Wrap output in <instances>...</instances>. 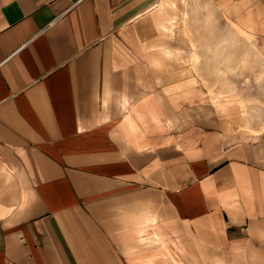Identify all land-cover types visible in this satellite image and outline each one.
Masks as SVG:
<instances>
[{
    "label": "crops",
    "instance_id": "0c3cea01",
    "mask_svg": "<svg viewBox=\"0 0 264 264\" xmlns=\"http://www.w3.org/2000/svg\"><path fill=\"white\" fill-rule=\"evenodd\" d=\"M205 14L264 37V0H0V264H264V129Z\"/></svg>",
    "mask_w": 264,
    "mask_h": 264
},
{
    "label": "rangeland",
    "instance_id": "374dc122",
    "mask_svg": "<svg viewBox=\"0 0 264 264\" xmlns=\"http://www.w3.org/2000/svg\"><path fill=\"white\" fill-rule=\"evenodd\" d=\"M209 16L203 17L209 25L197 27L199 61L203 57L209 71L204 77L213 85L209 87L214 94H222L238 106L250 130H263L264 37Z\"/></svg>",
    "mask_w": 264,
    "mask_h": 264
}]
</instances>
